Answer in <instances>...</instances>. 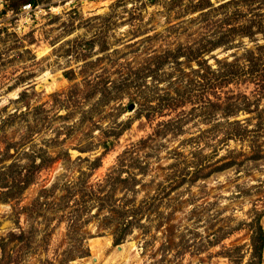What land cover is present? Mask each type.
Listing matches in <instances>:
<instances>
[{
	"label": "rangeland",
	"instance_id": "rangeland-1",
	"mask_svg": "<svg viewBox=\"0 0 264 264\" xmlns=\"http://www.w3.org/2000/svg\"><path fill=\"white\" fill-rule=\"evenodd\" d=\"M259 226L264 0H0V264H264Z\"/></svg>",
	"mask_w": 264,
	"mask_h": 264
},
{
	"label": "trees",
	"instance_id": "trees-1",
	"mask_svg": "<svg viewBox=\"0 0 264 264\" xmlns=\"http://www.w3.org/2000/svg\"><path fill=\"white\" fill-rule=\"evenodd\" d=\"M263 237H264V231H263V229L259 226V234H258V238H257V240H258V246L256 247L257 248V250H259L260 249V243H261V241L263 240Z\"/></svg>",
	"mask_w": 264,
	"mask_h": 264
},
{
	"label": "built area",
	"instance_id": "built-area-1",
	"mask_svg": "<svg viewBox=\"0 0 264 264\" xmlns=\"http://www.w3.org/2000/svg\"><path fill=\"white\" fill-rule=\"evenodd\" d=\"M29 6H30L29 4H26V5L23 6V8H26V7H29Z\"/></svg>",
	"mask_w": 264,
	"mask_h": 264
}]
</instances>
